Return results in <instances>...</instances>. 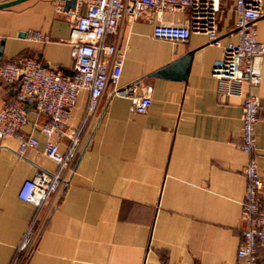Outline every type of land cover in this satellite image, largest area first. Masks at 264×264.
<instances>
[{
    "label": "crops",
    "instance_id": "1",
    "mask_svg": "<svg viewBox=\"0 0 264 264\" xmlns=\"http://www.w3.org/2000/svg\"><path fill=\"white\" fill-rule=\"evenodd\" d=\"M155 19L183 23L185 12L141 14L130 22L123 19L116 33L104 34L106 43H125L115 86L132 85L133 96L149 87L150 102L143 112H134L131 97L113 94L107 84L83 124L72 171L38 212L22 264L236 260L245 226L240 201L248 158L255 160L264 203V53L253 89L258 102L254 146L245 154L238 148L245 86L230 90L209 73L221 45L236 39L231 0L218 2V45L201 32H190L184 40L155 38L150 34ZM254 26L264 47V0ZM67 40L66 18L53 0H18L0 7V62L27 54L69 73L73 60ZM159 68L163 71L154 73ZM15 90V83L0 80V105ZM86 99L87 91L79 90L66 130L80 123ZM45 119L44 113L27 108L18 133L0 138V264H8L34 213L16 196L19 185L38 167L55 168L42 153L45 136L38 125ZM25 134L38 143L20 156L18 137ZM66 142L62 135L57 148L63 150ZM255 253L256 264H264V245H256Z\"/></svg>",
    "mask_w": 264,
    "mask_h": 264
},
{
    "label": "built area",
    "instance_id": "2",
    "mask_svg": "<svg viewBox=\"0 0 264 264\" xmlns=\"http://www.w3.org/2000/svg\"><path fill=\"white\" fill-rule=\"evenodd\" d=\"M65 0H53L56 11L64 14L68 24V43L72 56V69L61 73L42 65L33 55L18 54L0 62V80L15 83L13 97L0 105V138L18 133L25 123V112H42L46 119L38 125L45 136L42 153L54 162L55 168H36L31 177L19 185L16 196L34 207V213L21 234L8 264H22L33 236L40 208L56 195L64 185L67 174L78 155L80 132L85 121L94 114L107 84L112 93L130 96L132 110L143 112L150 102L147 87L142 94L133 96L132 85L116 87L120 73L125 43H106L105 33H116L120 22L132 21L141 14L183 10V23L164 24L150 20V34L155 38L184 40L190 32L205 34L209 42L218 45L215 13L219 0H73L63 7ZM261 0H231L234 14L235 41L221 45V56L210 67V76L224 81L230 90L245 92L240 105V140L238 148L250 154L254 146V125L257 121L258 102L254 87L261 78L260 60L264 47L255 35L254 20L260 14ZM79 90L87 91V99L80 123L66 130L69 109ZM26 106H28L26 108ZM67 136L63 150L57 140ZM37 139L30 134L18 137L16 153L22 155L26 148L35 147ZM244 186L240 201L245 226L236 248V260L227 264H256V245H264V203L259 196L261 180L254 158L243 166ZM168 264V263H164Z\"/></svg>",
    "mask_w": 264,
    "mask_h": 264
},
{
    "label": "water",
    "instance_id": "3",
    "mask_svg": "<svg viewBox=\"0 0 264 264\" xmlns=\"http://www.w3.org/2000/svg\"><path fill=\"white\" fill-rule=\"evenodd\" d=\"M16 1H18V0H8V1L0 2V7L5 6V5H9V4L16 2ZM72 4H73V0H65L63 3V7H66L67 5H72ZM162 71H163V68H159L154 73H157V72L159 73Z\"/></svg>",
    "mask_w": 264,
    "mask_h": 264
}]
</instances>
